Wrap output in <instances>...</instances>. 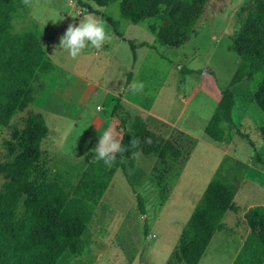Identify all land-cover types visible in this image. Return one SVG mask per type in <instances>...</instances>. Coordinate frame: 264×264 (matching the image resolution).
<instances>
[{"label": "rangeland", "instance_id": "1", "mask_svg": "<svg viewBox=\"0 0 264 264\" xmlns=\"http://www.w3.org/2000/svg\"><path fill=\"white\" fill-rule=\"evenodd\" d=\"M11 1L16 12L10 33L34 32L53 69L40 73L26 88L32 102L15 109L8 126H0V164L22 152L36 155L47 178L65 190L66 204L58 216H50L44 230L58 220L78 219L82 225L73 233L84 240L85 249L81 254L65 250L56 264H167L213 176L236 185L238 211L226 214L225 229L214 235L199 264H232L249 233L248 209L264 203V166L255 159L259 155L264 161V94L261 99L252 96L261 84L260 74L231 88L236 96L234 124H222V142L205 137L204 129L240 64L231 50L232 39L254 10L255 0H208L194 6L193 33L180 42L173 29H167L172 27L163 12L164 0L148 5L149 17L137 25L121 18L124 6L119 0L106 4L82 0L100 12L93 15L104 20L110 39L76 58L58 44L68 24H77L89 13L77 0ZM102 15L116 23L126 40L156 49L138 48L132 67L128 42ZM182 68L200 73L182 75ZM133 83L143 87L135 91L130 88ZM119 96L117 113L127 120V130L140 118L151 132L175 143L174 151L165 144L159 147L167 165L158 155L138 150L132 167L124 158V175L115 160L108 167L93 158L90 150L104 130L121 139L114 110ZM38 113L47 133L35 149L28 121ZM144 145L153 150L154 145ZM156 174H162L160 181ZM7 180L0 170V189Z\"/></svg>", "mask_w": 264, "mask_h": 264}, {"label": "trees", "instance_id": "2", "mask_svg": "<svg viewBox=\"0 0 264 264\" xmlns=\"http://www.w3.org/2000/svg\"><path fill=\"white\" fill-rule=\"evenodd\" d=\"M106 4L112 0H92ZM124 6L120 15L133 25L149 17L147 6L157 0H119ZM208 0H164V14L169 17L177 42L189 38L196 23L194 6H204ZM81 8L91 14H100L92 6L77 0ZM130 4L129 9L125 6ZM16 6L11 0H0V126L9 125L12 112L22 109L32 102V95L26 88L35 83L39 74L53 69V65L42 48L38 36L32 32L11 34L10 28ZM110 23L118 37L123 38L116 29V23L110 17L102 15ZM165 35V32H162ZM132 51V67L137 62L136 50L140 47L156 49L155 46L143 42L135 44L126 40ZM231 50L240 58L229 88L221 91L220 101L211 115L204 135L213 142L220 143L225 138L222 124H234L233 110L236 96L232 87L244 79L260 74V85L252 96L261 99L264 94V0H255V8L250 11L244 21L242 30L232 39ZM200 73L182 68L181 74ZM132 79V72L127 75V83ZM120 96L114 106L115 116L120 121L122 135L120 139L122 152L116 154L115 162L122 174H127L124 158H129L133 166V155L140 150L144 155L155 154L163 165L167 158L159 147L165 144L168 149L176 150L175 143L165 140L149 129L145 122L137 118L133 128L127 130V120L117 110L120 107ZM31 133V146L38 149L47 133L42 114H32L28 121ZM264 135V126L262 128ZM183 136V133L180 132ZM144 143L154 145L153 150ZM161 150V151H160ZM163 157V158H162ZM256 161L264 166L259 155ZM2 173L8 180L0 189V264H56L65 250L73 254H81L85 249L82 238L74 235L75 227L82 225L78 219L58 220L48 230L44 226L50 216H58L67 201L65 190L56 182L47 178L36 155L22 152L11 162L0 164ZM153 173H157V167ZM161 180L162 174H156ZM237 187L235 184L213 176L208 182L200 200L196 204L190 219L185 225L179 244L173 251L167 264H199L209 244L218 232L225 229L224 217L228 212H237L235 203ZM138 207L141 215L145 214L143 199L138 196ZM249 233L235 256L232 264H264V204L249 208L247 213Z\"/></svg>", "mask_w": 264, "mask_h": 264}, {"label": "clouds", "instance_id": "3", "mask_svg": "<svg viewBox=\"0 0 264 264\" xmlns=\"http://www.w3.org/2000/svg\"><path fill=\"white\" fill-rule=\"evenodd\" d=\"M109 39L110 36L104 20L88 13L77 24H68L59 37L58 46L67 50L70 57L76 58L86 50L100 49ZM142 87V83L130 85V88L135 91ZM90 151L95 153L94 159L102 160L106 166L111 167L112 162L116 159V154L122 152L123 148L111 130H104L98 137L97 144Z\"/></svg>", "mask_w": 264, "mask_h": 264}, {"label": "crops", "instance_id": "4", "mask_svg": "<svg viewBox=\"0 0 264 264\" xmlns=\"http://www.w3.org/2000/svg\"><path fill=\"white\" fill-rule=\"evenodd\" d=\"M264 204V203H263Z\"/></svg>", "mask_w": 264, "mask_h": 264}]
</instances>
